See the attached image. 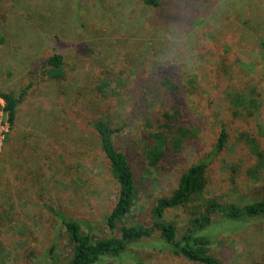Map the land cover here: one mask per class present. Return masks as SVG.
<instances>
[{
    "label": "rangeland",
    "instance_id": "rangeland-1",
    "mask_svg": "<svg viewBox=\"0 0 264 264\" xmlns=\"http://www.w3.org/2000/svg\"><path fill=\"white\" fill-rule=\"evenodd\" d=\"M260 38H264V0H166L159 9L142 0H0V91L17 94L28 83L41 81L40 66L56 52L65 55V66L78 64L85 74L99 66L112 70L98 79L101 89L116 98L128 93L103 108L93 97L97 89L88 78L66 81L71 88L65 102L53 99V113L62 125L44 132L33 127L12 132L7 112H3L0 154L6 149L7 173L19 177L0 185V264L68 261L72 243L57 211L79 220L84 231L110 234L105 217L116 199L117 185L87 125L88 118L103 117L111 125L127 121L115 139L128 155L136 188L131 210L117 223L114 234L122 224L152 223L154 199L168 194L180 173L212 150L222 124L226 143L212 157L205 189L187 205L168 210L165 220L182 231L208 199L242 205L258 198L264 189V51ZM215 46L224 55L232 53L230 60H223L227 63L215 68L227 80L216 92L207 66L216 64ZM167 54L178 59L185 74L199 80L206 101L191 103L196 136L169 162L164 175L138 155L144 135L153 127L142 116L128 119L135 101L131 86L138 79L129 69L134 67L136 73L151 70ZM45 84L49 92L55 89L56 83ZM77 90L82 92L80 104L72 109L71 93ZM40 97L38 92L30 96L19 115L36 118L47 101L39 100L40 107L28 112L27 106ZM161 103L149 97L148 108L159 109ZM17 134L28 137L14 151ZM62 138L70 144V155L65 161H50ZM205 232L212 236L209 252L221 264H264V217L236 225L214 214ZM162 245L154 231L121 255L105 256L94 264H196Z\"/></svg>",
    "mask_w": 264,
    "mask_h": 264
},
{
    "label": "trees",
    "instance_id": "trees-1",
    "mask_svg": "<svg viewBox=\"0 0 264 264\" xmlns=\"http://www.w3.org/2000/svg\"><path fill=\"white\" fill-rule=\"evenodd\" d=\"M142 1L149 7L159 9L166 0ZM259 46L264 51V38L259 39ZM215 48L217 49L215 51L216 64L207 65L209 70L212 71L211 80L214 84L212 91L214 92L217 91V88L224 86L225 81H227L224 72L217 71L215 68L227 63L223 60L228 58L230 60L232 55V53L224 55L226 52L221 51L217 46ZM164 56L158 59L157 65L151 70L145 68L136 73L134 67L129 69V72L132 75H136L138 79L131 86V89L135 92V101L129 111L128 119L133 116H142L147 124L153 127L144 135L142 153L138 155L140 159H145L157 171L166 175L169 162L181 154L187 144L196 136L193 114L190 111L191 103L197 102L199 105H203L206 100L203 97V92L199 90L201 84L199 80L193 75L185 74V68L179 64L176 57L168 54ZM64 60V54L52 53L40 66L41 81L28 83L17 94L12 91H0V95L5 102V111L7 112L12 132L16 128L22 129V127H33L37 131L44 132L47 129L52 130L55 124L60 128L62 124L59 123L53 113L55 105L53 99L59 98V101L65 102L64 97L71 88L66 81L72 80V83H74L75 81L80 82L84 81V78H88L89 81L94 83L93 88H96L98 93L92 95L100 100V104L103 103V108L110 107L113 103L116 104L120 102L119 100L126 98L127 92L116 98L114 93L108 95L101 89L98 79L104 73L112 70L99 66L85 74L86 72L82 66L76 64V67L72 66L70 68V66H65L66 62L64 63ZM161 61H164V63L162 64ZM88 69L89 66L87 65L85 70L87 71ZM187 78L192 80L189 81ZM47 81L56 83L53 91L49 92L47 90L45 84ZM122 85L123 83L121 84L120 82L119 87ZM37 92L41 93L42 97L35 101H29L33 103H27V112L31 108L40 107L37 106L39 105L37 104L39 100L45 99L47 103H45V106L40 107V112L38 111L39 114L36 115V118H31L27 115L26 119L22 118L19 115L20 107L23 106L30 96ZM43 93L49 94L50 97L48 95L44 97ZM71 94L69 104L71 105L70 108L73 109L80 104L79 99L82 92L77 90ZM149 97L154 100H162L159 109L148 108ZM190 98L194 100L191 102ZM225 99L232 107V102L228 100L227 95ZM233 103L236 106L238 105V101L234 100ZM141 109H143L142 115L140 113ZM199 119L201 118L199 117ZM126 122L124 121L121 125H111L103 117L88 118L87 120V125L95 134L98 146L108 161L110 173L116 181V199L105 217V224L110 232L108 235L96 236L90 229L84 231L79 220L69 218L61 211L56 212V215L60 217L62 224L65 226L72 243V255L63 264H94L105 256H119L130 245L151 236L154 231H158L159 239L163 244L162 247L174 255L181 256L196 264H221L219 258L209 252L212 236L205 232L212 221L213 215L219 214L225 220L231 221L232 224L236 225L248 219L264 217V189L260 191L258 198H253V200H249L242 205L235 202H223L214 198L208 199L203 204L202 210L197 211L196 215L189 219L187 226L182 231H179V228L173 222L166 221L165 214L170 209L187 205L188 202L205 189L208 182L207 170L212 157L226 143L227 132L225 125H221L212 150L205 157L188 165L180 173L175 187L168 194L157 196L154 199L151 208L153 219L150 225L142 222L122 224L119 228V233L114 234L117 223L131 210L136 188L135 172L129 162L128 155L117 146L115 139L116 134L126 126ZM15 137L13 148L14 151H19L21 140H26L28 135L17 134ZM57 141L58 145L54 151V157L52 155L50 158H46L50 161H65L70 155V144L65 138ZM44 142L47 144L48 140L44 139ZM5 151L6 149L0 154V185L4 180H16L19 177V175H16L17 173H7L3 158ZM19 169L23 168L20 167Z\"/></svg>",
    "mask_w": 264,
    "mask_h": 264
},
{
    "label": "built area",
    "instance_id": "built-area-1",
    "mask_svg": "<svg viewBox=\"0 0 264 264\" xmlns=\"http://www.w3.org/2000/svg\"><path fill=\"white\" fill-rule=\"evenodd\" d=\"M3 112H6L5 111V102H4V99L3 97L0 95V134L3 130V123H2V119H1V116L3 115Z\"/></svg>",
    "mask_w": 264,
    "mask_h": 264
},
{
    "label": "clouds",
    "instance_id": "clouds-1",
    "mask_svg": "<svg viewBox=\"0 0 264 264\" xmlns=\"http://www.w3.org/2000/svg\"><path fill=\"white\" fill-rule=\"evenodd\" d=\"M173 55H175V53H172ZM161 63L163 64L164 63V61H161Z\"/></svg>",
    "mask_w": 264,
    "mask_h": 264
}]
</instances>
